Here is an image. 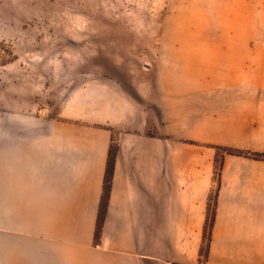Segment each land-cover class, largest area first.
<instances>
[{
	"label": "crops",
	"instance_id": "crops-1",
	"mask_svg": "<svg viewBox=\"0 0 264 264\" xmlns=\"http://www.w3.org/2000/svg\"><path fill=\"white\" fill-rule=\"evenodd\" d=\"M172 1L142 132L190 155L48 110L0 120V264H198L211 200L206 264H264V160H215L264 154V0Z\"/></svg>",
	"mask_w": 264,
	"mask_h": 264
},
{
	"label": "rangeland",
	"instance_id": "rangeland-1",
	"mask_svg": "<svg viewBox=\"0 0 264 264\" xmlns=\"http://www.w3.org/2000/svg\"><path fill=\"white\" fill-rule=\"evenodd\" d=\"M172 2L0 0V120L48 110L60 120L113 130L114 143L152 138L150 144L189 156L185 144L142 132L153 129L146 98ZM207 236L198 264H206Z\"/></svg>",
	"mask_w": 264,
	"mask_h": 264
},
{
	"label": "trees",
	"instance_id": "trees-1",
	"mask_svg": "<svg viewBox=\"0 0 264 264\" xmlns=\"http://www.w3.org/2000/svg\"><path fill=\"white\" fill-rule=\"evenodd\" d=\"M216 159L217 157L220 158V160H216L217 162H220L223 160L224 155L226 154H236L238 156H250V157H254V158H258V160H264V154H258V153H248V152H243L240 151L238 149H233V148H228V147H216ZM110 172V171H109ZM109 181H110V173H107V178H106V182H105V200H106V195L108 194V190H109ZM104 198H103V205H104ZM215 204V201H213ZM215 218V208H213L210 212V207H209V213L207 216V222L205 225V231L204 233L207 236V242L210 241L211 239V229H212V225H213V221ZM100 229V227H99ZM99 229L97 231V236L99 234ZM208 245V244H207ZM203 248V255H205L206 257V262H207V254H208V248ZM202 250V249H201Z\"/></svg>",
	"mask_w": 264,
	"mask_h": 264
}]
</instances>
